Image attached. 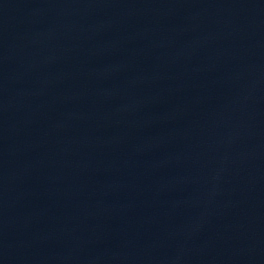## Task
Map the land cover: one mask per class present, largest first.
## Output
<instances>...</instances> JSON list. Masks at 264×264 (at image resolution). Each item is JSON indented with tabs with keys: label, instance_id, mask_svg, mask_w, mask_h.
I'll return each mask as SVG.
<instances>
[{
	"label": "water",
	"instance_id": "95a60500",
	"mask_svg": "<svg viewBox=\"0 0 264 264\" xmlns=\"http://www.w3.org/2000/svg\"><path fill=\"white\" fill-rule=\"evenodd\" d=\"M0 264H248L198 0H0Z\"/></svg>",
	"mask_w": 264,
	"mask_h": 264
}]
</instances>
